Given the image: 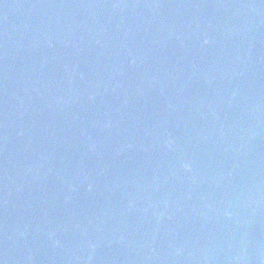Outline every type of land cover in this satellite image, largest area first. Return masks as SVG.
I'll return each instance as SVG.
<instances>
[{
    "label": "water",
    "instance_id": "water-1",
    "mask_svg": "<svg viewBox=\"0 0 264 264\" xmlns=\"http://www.w3.org/2000/svg\"><path fill=\"white\" fill-rule=\"evenodd\" d=\"M0 264H264V0H0Z\"/></svg>",
    "mask_w": 264,
    "mask_h": 264
}]
</instances>
